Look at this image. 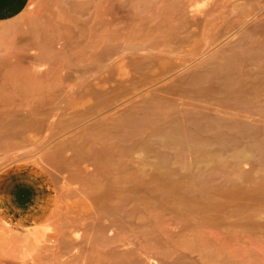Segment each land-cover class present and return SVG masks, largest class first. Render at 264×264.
I'll return each mask as SVG.
<instances>
[{"label":"rangeland","instance_id":"1","mask_svg":"<svg viewBox=\"0 0 264 264\" xmlns=\"http://www.w3.org/2000/svg\"><path fill=\"white\" fill-rule=\"evenodd\" d=\"M10 26L0 264L264 258V168L235 158L236 130L264 128V0H29ZM200 204L224 213L217 246Z\"/></svg>","mask_w":264,"mask_h":264},{"label":"crops","instance_id":"2","mask_svg":"<svg viewBox=\"0 0 264 264\" xmlns=\"http://www.w3.org/2000/svg\"><path fill=\"white\" fill-rule=\"evenodd\" d=\"M28 2L29 0H0V25H2L0 26V50L11 48V40L14 33L9 31L12 28V26L9 27V24L13 25V20L25 11ZM230 103L233 104L234 109L237 111L241 108L242 95L238 86L235 87L234 98ZM239 133L242 136V140L237 137ZM249 135H251L250 139L243 138ZM235 145L237 148L241 147V149L235 151L237 161H239V158L241 159L240 161L244 159L249 162V167L251 168H264V128L251 132L246 129L236 130ZM259 182L264 183V178ZM239 211L242 215H253L255 213V210L249 207L238 209ZM240 212L239 214H241ZM242 260H244V263L247 261L248 264H260L264 262L263 257L256 256L242 257Z\"/></svg>","mask_w":264,"mask_h":264},{"label":"bare ground","instance_id":"3","mask_svg":"<svg viewBox=\"0 0 264 264\" xmlns=\"http://www.w3.org/2000/svg\"><path fill=\"white\" fill-rule=\"evenodd\" d=\"M221 57H223V56H221ZM211 58H213V57H211ZM210 61H212V59L210 60ZM152 62V61H151ZM208 62V61H207ZM223 62V61H222ZM220 63V62H219ZM153 64V63H152ZM213 64V63H212ZM223 64H224V62H223ZM151 65V64H150ZM220 65H222V64H220ZM148 66V65H147ZM221 67V66H220ZM222 68H225L224 66L222 67ZM197 69V68H196ZM146 70V69H145ZM193 71V70H192ZM190 77V76H189ZM202 79V78H201ZM222 79V78H221ZM221 82V81H220ZM196 83V82H195ZM219 86V85H218ZM209 87V86H208ZM218 88H221V87H218ZM218 88H217V90H218ZM197 88H195V90H196ZM214 89V88H213ZM223 89V88H222ZM199 90V89H198ZM207 90V89H206ZM217 90H215V91H217ZM200 91V90H199ZM211 91V90H210ZM192 92H193V90H192ZM195 92H197V91H195ZM206 92V91H205ZM205 92H203V93H205ZM213 92V91H212ZM194 93V92H193ZM202 94V91H200V92H197V94ZM209 94V93H208ZM225 93H224V91L223 90H219V92H218V95H216V96H218V99H219V101H217L218 102V104H219V102H220V105L222 106V105H224V103H226L225 102V96H226V94L224 95ZM203 95V94H202ZM158 96V95H157ZM194 96H196V94L194 95ZM207 96H212V95H207ZM210 99H211V97H210ZM216 102V101H215ZM227 107V106H226ZM228 108V107H227ZM196 115V114H195ZM234 115V114H233ZM199 116V115H198ZM198 118V117H197ZM199 119V118H198ZM222 122V121H221ZM220 127H222V126H220ZM220 133V132H219ZM213 139V138H212ZM219 139V138H218ZM222 139V138H221ZM242 140V139H241ZM223 144H224V142H223ZM226 145V144H225ZM223 150V149H222ZM210 153V152H209ZM71 155V154H70ZM236 158V157H235ZM221 159V158H220ZM224 159V158H223ZM244 160V159H243ZM56 161V160H55ZM195 161V160H194ZM194 163V162H193ZM225 163V162H224ZM222 166V165H221ZM58 167V166H57ZM68 171V170H67ZM209 177V176H208ZM94 179V178H93ZM237 185V184H236ZM122 187V186H121ZM104 190V189H103ZM123 193V192H122ZM216 195H217V193H216ZM221 195H223V194H221ZM227 196V195H226ZM233 196V195H232ZM184 198V197H183ZM226 198V197H225ZM151 199H152V197H151ZM168 199V198H167ZM197 199V198H196ZM199 199V198H198ZM198 199H197V201H198ZM222 199V198H221ZM145 200V199H144ZM172 201H174V200H172ZM195 201V200H194ZM193 201V202H194ZM229 201V200H228ZM155 202V201H154ZM165 202V201H164ZM163 202V203H164ZM178 202V201H177ZM198 202H201V201H198ZM224 202H226V201H224ZM173 203V202H172ZM197 203V202H196ZM204 203V202H203ZM214 203V202H213ZM212 203V204H213ZM219 203V202H218ZM221 203V202H220ZM227 203V202H226ZM162 204V203H161ZM167 204V203H166ZM186 204H187V202H186ZM201 204H202V202H201ZM201 204H200V206H201ZM149 205V204H148ZM196 205V204H195ZM211 205V204H210ZM209 205V206H210ZM173 206V205H172ZM171 205L169 206L170 207V209L169 208H165V207H162V209H160V211H164V213H165V211H167L168 210V212L169 213H171L172 214V217L173 216H175L178 212L176 211L177 209H178V207H172ZM182 206V205H181ZM196 206H198V205H196ZM206 207V208H202L203 206H201V207H199L200 209H202V210H199V211H201L200 213H201V215L200 216H198V217H196L197 219H196V221H195V219H194V225L196 226V227H198V230H197V236L199 235V239L197 238V239H195V240H199L200 241V239H201V243H202V246L203 245H205V243L207 244L208 242H211L212 241V238H211V240L209 239L208 240V236L209 235H207V232H206V228L209 226L208 224H210V222L212 223L213 222V220H215V217L219 220V217L220 218H223V217H221V215L222 214H224V213H222V214H220L221 212H223L222 210H220V209H218L217 207H216V209H218V210H216V213H217V211H218V213L216 214V213H214L213 215H215L216 214V216L214 217L213 215H207L206 213H208L209 211H211V208L212 207ZM213 206V205H212ZM217 206V205H216ZM222 206V205H221ZM153 207V206H152ZM158 207V206H157ZM220 207V206H219ZM208 208V209H207ZM221 208V207H220ZM150 209V208H149ZM148 209V210H149ZM154 209V208H153ZM197 209V208H196ZM214 209V208H213ZM146 210V209H145ZM181 210V209H180ZM190 210V209H189ZM179 211V210H178ZM186 211H188V210H186ZM221 211V212H220ZM231 211H233V210H231ZM230 211V212H231ZM154 212V211H153ZM152 212V213H153ZM159 212V211H158ZM181 212V211H180ZM212 212V211H211ZM213 212H215V211H213ZM225 212V211H224ZM230 212H228L229 213V215H230ZM240 212V211H239ZM197 213V212H196ZM226 214H227V212H225ZM233 213V212H232ZM241 213V212H240ZM161 214V213H160ZM159 214V215H160ZM179 214V213H178ZM218 214H220V215H218ZM225 214V215H226ZM234 214V213H233ZM237 214H239V213H237ZM242 214V213H241ZM155 215V214H154ZM168 215V214H167ZM180 215H181V213H180ZM186 215V214H185ZM228 215V214H227ZM179 216V215H178ZM190 216V215H189ZM197 216V215H196ZM212 216H213V218L214 219H212V221H211V218H212ZM224 216V215H223ZM230 216H232V215H230ZM194 217H195V215H194ZM189 218V217H188ZM172 219H174V218H172ZM216 219V220H217ZM187 220V219H186ZM190 220V219H189ZM193 220V219H192ZM222 220V219H221ZM222 221H224V219L222 220ZM222 221H221V223H222ZM189 223V221L187 220L186 221V225ZM193 222V221H192ZM215 222H217V221H215ZM215 222L213 223L214 225H215ZM220 222V221H219ZM237 222V221H236ZM235 222V223H236ZM218 223V222H217ZM221 223H219V224H221ZM213 224H210V225H213ZM237 224V223H236ZM185 225V226H186ZM208 225V226H207ZM222 225V224H221ZM224 225V224H223ZM219 226V225H218ZM237 226V225H236ZM190 227V226H189ZM239 227V226H238ZM188 228V227H187ZM220 229V228H219ZM224 229V228H223ZM196 230V229H195ZM221 230H222V228H221ZM188 231V230H187ZM191 231V230H190ZM216 231V230H215ZM222 232V231H221ZM195 233V234H196ZM235 233V232H234ZM237 233H238V231H237ZM192 234V233H191ZM194 234V235H195ZM214 234H216V233H214ZM213 236V235H212ZM193 237V236H192ZM196 237V236H195ZM215 237H217V236H215ZM210 238V237H209ZM218 238V237H217ZM216 238V239H217ZM219 239V238H218ZM221 240V239H220ZM193 241V240H192ZM191 241V242H192ZM213 241H214V243H213ZM213 241L211 242V243H213L214 245H216L217 243H216V241L213 239ZM189 242V241H188ZM193 243H194V241H193ZM204 243V244H203ZM216 243V244H215ZM220 243V242H219ZM210 244V243H209ZM208 245V244H207ZM217 246V245H216ZM218 246H220V245H218ZM203 247H206V245L205 246H203ZM209 247V246H208ZM224 247V246H223ZM209 251V250H208ZM222 255V254H221ZM215 261V260H214Z\"/></svg>","mask_w":264,"mask_h":264},{"label":"built area","instance_id":"4","mask_svg":"<svg viewBox=\"0 0 264 264\" xmlns=\"http://www.w3.org/2000/svg\"><path fill=\"white\" fill-rule=\"evenodd\" d=\"M25 264H36V263H34L33 261H31V262H28V263H25Z\"/></svg>","mask_w":264,"mask_h":264}]
</instances>
